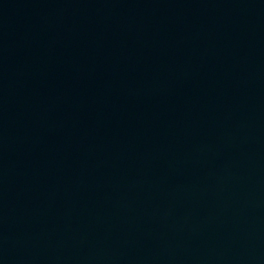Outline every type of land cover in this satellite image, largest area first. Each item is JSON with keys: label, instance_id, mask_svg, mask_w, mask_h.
Here are the masks:
<instances>
[{"label": "water", "instance_id": "water-1", "mask_svg": "<svg viewBox=\"0 0 264 264\" xmlns=\"http://www.w3.org/2000/svg\"><path fill=\"white\" fill-rule=\"evenodd\" d=\"M0 264H264V0H0Z\"/></svg>", "mask_w": 264, "mask_h": 264}]
</instances>
